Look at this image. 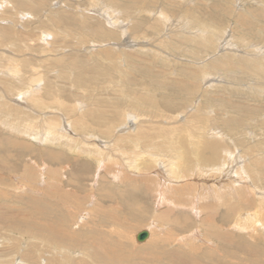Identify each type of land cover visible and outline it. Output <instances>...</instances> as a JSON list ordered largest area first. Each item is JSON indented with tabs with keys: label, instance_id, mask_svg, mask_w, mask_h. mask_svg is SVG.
I'll list each match as a JSON object with an SVG mask.
<instances>
[{
	"label": "rangeland",
	"instance_id": "obj_1",
	"mask_svg": "<svg viewBox=\"0 0 264 264\" xmlns=\"http://www.w3.org/2000/svg\"><path fill=\"white\" fill-rule=\"evenodd\" d=\"M191 1L98 0L109 14L126 22L130 32L137 27L146 29L152 23V17L144 11L154 6L153 10H162L166 17H170H167L169 20H178L174 27L176 32L183 28L186 31L192 29L195 34V28L205 25L204 29L212 30L216 36L211 38V47L198 52L199 55L196 54L197 44L190 41L186 47V44H179L187 50L172 52L180 59H173L171 53L169 59H162L144 57L142 54L143 57L132 56L135 51L121 42L125 34H120L118 30H113V37L105 36L102 40L90 34L112 29L108 19L97 13L99 3L93 8L89 0H0V264H173L166 258H160V254L175 253L182 259L196 258L195 262L207 251L219 254V248L213 243L201 244L213 232L214 226L199 225L202 221L195 219L197 213L191 212L190 207L178 204H175L178 207H168V203L159 202L160 199L154 194L155 182L159 178L166 179V185H163L165 197L172 195L176 202L199 194L202 191L199 187L203 184L212 194L214 188L209 185L213 177L205 178L212 175V170L204 168V171H200L201 177L189 178L186 173L191 172V167L185 165L187 158H173L174 162L178 160L176 163L181 160L179 169L174 171L179 176L173 180L167 176L168 180L155 162L146 155L136 157L128 148H125L128 152H124V156L122 152L114 151L115 161L102 159L104 167L97 169L95 156L72 151L62 144L63 140L59 142L60 146L44 140L27 139L7 126V123H19L22 127L34 124L39 112L53 109L55 98L77 111L89 130L91 127L95 129V135L99 138L95 143L100 145L108 137L106 139L101 133L105 125L100 122L98 126L94 121L98 115L113 125L114 130L110 129L112 134L131 133L134 137V134L146 133L162 142L165 134L170 132L173 143L176 140V143L185 142L188 151L191 150L190 142L195 143L193 140L197 139L188 132L191 131L188 126L196 129L200 125H207L219 131L217 136H223L229 149L236 147L238 155L244 158L242 165L248 173V180H253L249 170L257 171L254 163L260 165L264 162V88L251 82L253 79L246 75L243 80L229 79L222 70H218L216 80L205 87L207 85H201L203 74L200 67L227 52L228 45L225 50L219 46L224 40L228 39V43L234 44L229 47L236 46L237 49L238 46L242 48L264 38V30L259 27L264 28L263 18H251L254 12L264 15V5L247 0L244 5L235 8L230 3L236 0H218L219 4L210 0ZM135 7L144 10L136 14ZM192 17H199L203 23L186 25ZM237 18L243 20L245 25L235 21ZM44 31L49 33L44 40L46 42L38 40ZM151 32L147 29L148 36L153 35ZM190 47L192 57L188 52ZM254 52L258 54V51ZM254 54L251 56L254 57ZM187 58L192 61L186 62ZM199 59L200 64L193 62ZM9 64L18 68L21 80H17L13 71L6 69ZM236 76L239 79L241 74ZM31 78L34 82L30 83ZM33 85L45 109L33 106L37 111L28 107L27 95L22 92ZM33 93L29 92L28 95ZM147 94L152 97V104L146 100L139 103L142 105L134 103L138 97ZM56 110L64 113L62 109ZM208 110L211 111L210 121L205 118ZM121 111L138 115V122L143 123V127L134 132L137 122L131 119L135 123L116 131L126 121L121 117ZM54 114L58 113L48 111L46 116L54 118ZM59 120L60 125L69 128L66 135L68 133L77 138L80 143L82 133L75 132L66 119ZM186 156L191 157V151ZM126 157L132 158L133 163L131 161L130 164L133 167H123ZM134 165L140 169L137 170ZM144 165H147V169H143ZM156 171L159 176H156ZM180 176H183L182 179ZM147 182L152 188L149 192L145 189L149 186L145 185ZM191 183L197 184L196 188ZM220 183L230 184L229 193H232L235 186L229 180ZM242 193L253 196L249 191ZM228 195L225 201L230 198ZM202 203L213 206L214 201L207 197ZM225 208L218 206V216L214 217H226ZM204 212L207 213L208 209ZM205 213L200 212L198 218H205ZM227 224H224L226 232L237 236V244L242 239L249 240L243 237L242 232L229 229ZM52 226L59 236L49 229ZM142 230L152 234L150 242L134 243V233ZM63 235L65 239L68 238L67 241L60 237ZM192 243L197 248L199 245L202 247L196 252V257L190 254L192 249L189 246L192 247ZM257 244L264 252V246L259 242ZM97 246L105 248L101 251L97 250ZM243 255L247 257L244 252ZM210 258L206 256V261L213 262L215 256ZM241 258L238 260L241 264H251ZM196 264L205 263L200 259Z\"/></svg>",
	"mask_w": 264,
	"mask_h": 264
},
{
	"label": "bare ground",
	"instance_id": "obj_2",
	"mask_svg": "<svg viewBox=\"0 0 264 264\" xmlns=\"http://www.w3.org/2000/svg\"><path fill=\"white\" fill-rule=\"evenodd\" d=\"M89 1H90L91 6L93 8H95L96 4L99 3L98 0H89ZM210 1H215L214 4H216V3L219 4L218 0H210ZM222 1L226 2V0H222ZM251 1H254V0H251ZM181 2H183V1H181ZM232 2L230 3V5L232 7L238 8L239 6L241 7L242 5H244L247 2V0H236L235 2H233V3ZM258 2L260 4L264 5V1L261 2V0H255V3H258ZM97 6H100V8H99L100 10L97 13L98 14L101 13L106 19H108L110 26H112V29H111V31L103 29V32L98 30L100 32V33L98 32L99 34H96L94 32H91L90 34L97 35V37L102 40L103 38H105V36L108 38L111 36L113 37V35H115L113 30H118V32H120V34L121 33L125 34L123 39L121 38V42L124 43L126 46L130 47L133 51H135V53L132 56H136L137 58H138L137 55L142 54L144 57L153 56L154 58L155 57H160V58L165 57L166 59H169V53L172 54V52H178V50H180V49H181L180 50L181 52L187 50V48L185 49V47L188 46L187 43L190 41L194 42L193 44H197V46H195V47L199 48V49L196 48L198 50L196 54H198V52L202 53V50L205 51L206 49L211 47V45H209L210 42H212L211 38H212V36L213 37L215 36L213 34L212 30L204 29L206 27L205 25L204 26L201 25V28H195V31H196L195 34H193L192 29H189V31L187 29V31H188L187 32L186 30H182L183 28L181 29V31L176 32L174 30V27L176 25V22L178 23V20L177 21L175 19L169 20L170 17L167 15V17H169V18H167L162 13V10L158 11V9H155V8H154L155 10H153L152 8L154 6L151 7L150 10L144 11V12L149 13V15L152 17L151 19L153 21H151L152 23L150 22L152 25L150 24L149 26H147L146 29H144L142 27H137L133 32H130L128 30V28H129L127 26L128 24H126V22H124V21H120L117 18H115L112 13L109 14L106 11V8L104 7V5H102V3H99ZM262 7H264V6H262ZM135 8H136V10L138 9L137 7H135ZM142 9L143 8H141L137 11L135 10L136 14L139 13L140 11H142ZM155 11H158V12L155 13ZM187 11H185V12H187ZM261 11H263V10H261ZM192 12L193 11H191V13ZM189 15H190V13H189ZM180 16H181V14H180ZM239 16H241V15H239ZM244 16L245 15H243V17ZM129 17L130 16H128V18ZM136 17H137V15L135 16V18ZM252 17H254L255 19L263 18L262 21L264 22V15H262L261 13L254 12L253 15H251V18ZM198 18L197 19L193 18V17L190 18L189 19L190 21L186 22V25H187V23H194V22H195L194 24L203 23ZM244 18H246V17H244ZM132 19H134V18H132ZM185 19H187V18L185 17ZM235 21L245 25V22L239 18H237ZM130 23H132V22L130 21ZM181 25L184 26L185 21L182 22ZM176 27H178V26H176ZM259 27L262 30H264L263 27H261V26H259ZM147 29L149 31L151 30L152 31L151 33L153 35L148 36L149 34L147 33ZM107 31H108V33H107ZM48 35H49V33L44 31V33H41V35L38 36L39 37L38 40L44 41L49 37ZM260 38H261V36H260ZM220 39H222V38H220ZM195 41H197V42H195ZM255 41H257V40H255ZM258 41L259 42H253L252 44L249 43L248 46H245V47L243 46L242 48H240L238 46L237 49L235 48L236 46L234 48H232L234 46V44L228 43L229 42L228 39L222 41L219 44V46H221V50L222 49L225 50L226 45H228L227 52L223 53L221 57L217 56L214 59H212V60L201 65L200 69H201L202 74H203V76L200 74L202 76L201 85L205 84V85H207L205 87H208V85L213 83L212 81L216 80L217 76L215 77V75L217 74L218 70H222L223 73H225L226 76L229 77V79L232 78L235 80H243V79H245L244 75H246V77H249V79H253L251 82H253V83L255 82L254 84L257 83V85H259V86L261 85L262 88H264V55L263 56L259 55V54H264V48H263L264 47V38H261ZM44 42H46V41H44ZM244 42H246V41H244ZM179 44H186V45L183 48V46L180 47ZM230 45H233V46L229 47ZM200 47H202V49ZM190 48L191 49L188 48L189 49L188 52L190 54V57H192L191 56L192 47H190ZM240 50H242V55H241ZM254 51H258V54H254L255 53ZM230 52H232V53H230ZM147 53H149V54L151 53V55H149ZM253 54H254V57L251 56ZM142 55H141V57H143ZM172 55H173V59H180L179 57L174 55V53ZM132 56H131V58H132ZM196 57H198V56H196ZM121 59H123V58H120V60ZM187 59L188 60H185L186 62L192 61L189 58H187ZM125 60L127 61L126 58H125ZM193 62L196 64L201 63L200 59L195 60ZM6 69L13 71V74H15V77L17 78V80H21L17 67H13V65L9 64L6 67ZM36 71H38V69H36ZM204 73H206V74L204 75ZM236 74H241L239 79L236 78L237 77ZM31 82H34L33 78L30 79V83ZM229 86H230V84H229ZM179 88H181V87H179ZM192 88H191V90H192ZM243 88H245V87H243ZM193 90H195V89H193ZM197 90H196V92H197ZM188 91H190L189 88H188ZM29 92H34V93L32 95H28ZM36 92H37L36 87L34 85L31 87V89H29V87H28L27 90L22 92V93H25V95H27L26 96L27 102L29 103L28 107L31 109H34V110H37V108L45 109L46 107L43 106L42 102L40 101V98L37 96V94H35ZM198 92H199V90H198ZM144 100L148 101L147 103H151V104L153 103L152 97L150 96V94L149 95L147 94V96H145V97L142 96V98L138 97L137 101H135L134 103L136 105H142L139 103L144 101ZM129 101L132 102V99H130ZM54 103H55V105H52V108L53 109L55 108V109L54 110L53 109L52 110H46L44 113L39 112L36 116L37 121L35 120L34 124L31 123V124H28L27 127H22L19 123H17L16 125H14L12 123H7V126L10 127V128L9 127L8 128L11 129V131H14L18 134H21L23 137H25L27 139H33V140H37V141L44 140V141H48L49 143H54L55 145L59 144V142L62 143L61 140H63L62 144L66 145L70 150L79 151V152L85 153L87 155L95 156L94 159L97 162V167H98L97 169L104 167V165L102 163V161H103L102 159L105 160V158H108L109 161H110V159L115 161L113 159V154H115V153H113V152L114 151H117L119 153L122 152V155H123L124 152L127 151V150L125 151V148L126 149L128 148L129 149L128 151L130 153H132V152L135 153L136 157H138L139 154L140 155H146V157L150 161L155 162L157 164V167H159L161 172L164 171L166 178L168 176V177H171L170 179H172V180L177 179V177L179 176V175H176L174 173V171L176 169H179V165H180L179 162L181 161V160H179V162L176 163L178 160L176 159L177 161L174 162L175 160L173 161V158H180V157L182 158V156L187 158L188 163H185V165L187 166V164H189L191 167L190 168L191 172L186 173V174H188L187 176H189V178L190 177L191 178L201 177L202 172H200V171H204V168L207 170H212V175L205 176V178L213 177L212 178L213 182L211 185H209V187L214 188V190H213L214 192L212 194H210V192H209L211 190H207L203 184L201 187H199L202 189V191H200L199 194L192 196L190 199L187 198V199H185V201L182 200L183 202H176L172 195L165 197L167 195L165 193L166 191L163 188V185H166V181H165L166 179L165 178L164 179L159 178V180H157V182H155L156 183L155 188H154V190H156V192H154L155 197L157 199H160L159 202L168 203V207L170 205L172 207H178V205H182L183 207L188 206V207H190L191 212L197 213L194 215L197 217L195 219L197 221L199 220V222L202 221L199 223V225L205 224V227L214 226L212 228L213 232L211 234H208L205 237V239H203V241H201V244L206 243L207 245H210L213 243L215 246H217V248H219V254L220 255L219 254L215 255V254H213L214 252L207 251L205 254L201 255L200 258L198 257V259L199 260L201 259V261H203L205 264H207V263H209V264H241L240 262H238V260L240 259L241 256H242L241 259L243 261L249 262L251 264H264V252H261V249L259 248V246H257L258 245L257 242L261 243L264 246V162L260 163V165L257 162L254 163V166L258 167V170L256 171V170L250 169L249 175L252 177L253 180H248V173L246 172V169L242 165V161L244 160V158H242V156H240V154L238 155V153L236 151V147H234L233 150H231L232 148L229 149L227 144H225V140L223 139V136L219 137V136H221V134L219 136H217L219 131H216L211 126H210L211 128H208L207 125H206L207 128L203 127L204 125L203 126L200 125L199 127H201L202 129L199 127H196V129L193 127L191 128L192 125L188 126V128L191 129V131H188V132H190L192 136L194 135V138H197L196 141L193 140V142H195V143L190 142V145H191L190 151H191L192 156L189 157V156H186L187 153L190 154V151H188L189 149L187 150L188 147L186 148V143L183 141H178V143H176L177 140L176 141L174 140L175 142L173 143V140H171V139H173V137L170 139V136H171L170 132L168 134H165L166 138H164V140L162 142L156 141L155 140L156 138H151V136H148L146 133H142L141 134L142 136L134 134L133 135L134 137H132L131 133H127V135H123L122 133H120L121 135L118 133L112 134V133H110V132H112V131H110V129L112 128L111 130H114L113 125H111L110 121L102 119L101 118L102 116L98 115V118H95L94 121L97 122L98 126H100V122H101V125H105L103 130H101V133L106 136V139L108 137V139L105 140V142L102 141V142H104V144L103 145L101 144L102 145L101 146L100 144L95 143V141L98 142L97 139H99L95 135L96 134L94 132L95 129H93V127H91V130H89L88 129L89 126L87 125L86 121L82 120L81 115L77 111H74L73 109H71V107L69 105L62 104L56 98L54 100ZM33 106H35L37 108H34ZM196 108H197V106L194 108V110H196ZM56 109H62L64 113L61 114L62 112L60 110H56ZM48 111H50L51 113H58L59 115L54 114L55 115L54 118H52V116L51 117L46 116V113ZM123 111H121L120 115H121V117L123 116L126 119V121L121 126H119L116 129V131H120V129L122 127H128V125L130 126V125H132V123H135V122H137V125L135 124L136 126H135L134 132L138 131L139 128L143 127V125H142L143 123L138 122V118H137L138 115L134 116L133 114H130V113L124 114V113H122ZM210 114H211L210 110L206 111L205 115L207 117H205V118H208V120H209ZM59 118L62 120L66 119L67 120L66 123L69 122V126H71V128H73V130L75 132L79 131L82 133V135L84 137L81 136L80 143H78L79 140L77 138L68 135V133L66 135V132H67V130H69V128L68 127L65 128L64 126H62V124L60 125ZM131 119H136V120H134L135 121L134 122V121H131ZM18 121H20V120H18ZM193 121H195V120H193ZM102 122H103V124H102ZM192 122L190 124H192ZM64 125H65V123H64ZM62 127H64L65 129L62 130ZM204 129H206V130H204ZM90 131L93 132L92 135L89 134ZM72 133H74V132H72ZM185 133H187V132H185ZM85 137H87V138H85ZM110 137H112V138L109 139ZM189 139H191V137ZM119 143H122V144H119ZM57 147H58V145H57ZM199 147H201L200 148L201 152L199 151ZM182 149H184V151H182ZM262 149H264V146L262 147ZM206 152H207V154H206ZM180 153H182L181 156H180ZM174 154H177V155H174ZM128 155L129 154L127 153V156ZM132 157H134V156H132ZM164 157L167 159H165ZM131 159L129 157L128 158L126 157V159L124 158V162H126V163H124L123 167H125L126 165H127L126 166L127 168L130 166L133 167L130 164L131 161L133 163V160H131ZM134 160L136 161V159H134ZM183 160L184 159H182V161ZM106 162H108V161H106ZM185 165H183L182 167L187 168L188 166L185 167ZM134 166L137 170L140 169L137 167V165H134ZM143 167H144L143 169H147V165H144ZM110 168H111V166H110ZM155 174H156V176H159V173L157 171L155 172ZM216 174H217V176H213ZM40 176H42V175H40ZM118 176H120V175L118 174ZM181 177H183V176H180L179 178H181ZM42 178H43V176H42ZM170 179H168V180H170ZM223 180H225V181L229 180V183H231V185L235 186L234 189L232 188L233 189L232 193L231 192L229 193L230 188H231V187H229L230 184H228V185L223 184L222 185V183H220V181L223 182ZM144 181H147V180H144ZM149 182L145 183V185H149L145 188L147 190V192H149L152 189L151 184H150L151 182L150 183ZM237 183H239L238 187L236 186ZM246 183H249V185H246ZM190 185L194 188H196V186H197V184H195V183H191ZM170 188H171V186H170ZM247 191H249L253 196L249 197L251 195H248V194L244 195L242 193V192H247ZM227 193L229 194L228 196H230V198H232V199L229 198V199H226V201H225V196ZM233 196H235V197H233ZM207 197L210 198L211 200L213 199V201H214V203L212 204L213 206H210L209 204H207L205 206L203 205L202 202H204V200ZM179 198L181 199V196ZM234 199H236L237 201L234 202ZM231 200H233V202ZM157 202H158V200H157ZM209 202H210V200H209ZM253 202H255V204ZM175 204H178V205H175ZM218 206L222 207V208L226 207L225 208L226 209L225 212H227L226 217L221 218V215L219 216V218L214 217L217 215ZM206 209H208L207 213L204 212ZM200 212L205 213L206 217L205 218H201V217L198 218ZM224 224H225V226H226V224H227V226L229 225L228 226L229 229L242 232L243 237L245 238V236H246L247 238H249V240H246V239L244 240L241 238L243 241L239 242L237 244L235 242V240L238 239L237 236L233 235L232 233L226 232V227H224ZM230 224L232 226H230ZM199 225H198V227L201 228ZM199 228L196 231H198ZM49 229L52 230L55 234H58L57 232L54 231L53 226H52V228H49ZM147 232H148V236L143 241H137V239H136L137 234L134 233L135 240H136V241H134V243L138 242L139 244H143L144 242L145 243L150 242L152 234L149 233V231H147ZM61 234H63V233H61ZM196 235H197V232H196ZM58 236H59V234H58ZM60 237L65 239L64 235L60 236ZM69 238L71 239V237H69ZM65 240L67 241L68 238H66ZM250 240H252V241H250ZM71 241H73V240H71ZM249 242H251L253 244H250ZM191 246L192 247L189 246V248L192 249V250L189 249L190 254L192 256L198 255L196 252L198 251V249L200 251V249L202 247L200 248V245H199V247L197 248L196 247L197 245L195 246L194 243H192ZM95 247H94V249H95ZM97 248H98L97 250L101 249L98 246H97ZM104 248L105 247H103L102 249L104 250ZM102 249H101V251H102ZM112 252H114V251H112ZM243 252L245 254H247V257H245L243 255ZM102 255H103V253H102ZM108 256H110V255H108ZM114 256H115V254H114ZM206 256L210 260H211L210 257L213 258L215 256V258H214L213 262H210L208 260L206 261ZM160 258H164V259L166 258L170 262H172L173 264H196L199 261L198 260L197 262H195L194 260H196V258H194L192 260L189 258L182 259L181 257L177 256L175 253L174 254H165L164 252L160 254ZM125 259H127V258H125ZM243 264H245V263H243Z\"/></svg>",
	"mask_w": 264,
	"mask_h": 264
},
{
	"label": "water",
	"instance_id": "obj_3",
	"mask_svg": "<svg viewBox=\"0 0 264 264\" xmlns=\"http://www.w3.org/2000/svg\"><path fill=\"white\" fill-rule=\"evenodd\" d=\"M148 236V232L146 230L139 231L136 235L137 241H143Z\"/></svg>",
	"mask_w": 264,
	"mask_h": 264
}]
</instances>
